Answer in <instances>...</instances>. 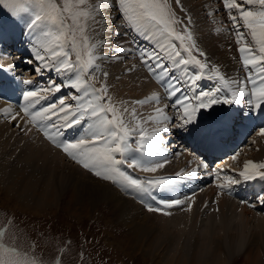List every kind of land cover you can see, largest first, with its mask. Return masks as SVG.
Instances as JSON below:
<instances>
[{"label": "snow or ice", "instance_id": "1", "mask_svg": "<svg viewBox=\"0 0 264 264\" xmlns=\"http://www.w3.org/2000/svg\"><path fill=\"white\" fill-rule=\"evenodd\" d=\"M174 3L181 12L185 11L180 0ZM222 3L235 30V42L246 73L243 80L230 81L219 68L210 67L206 59H202L206 54L196 46L188 27L191 17L185 22L177 16L169 0H0V6L23 23L21 34L29 37L27 45L31 53L26 63L34 65L33 74L55 73L60 79L57 83L50 78L47 87L24 91L21 111L4 108L3 115L11 121L22 120L23 126L15 125L22 131H31L28 125L35 126L74 163L100 180L120 185L129 194L171 184L169 178L146 176L141 179L123 169H137L143 173H157L163 169L168 163L164 153L171 144L166 138L169 133L182 132L212 139L226 131L230 121L251 119L258 111L264 113V0H222ZM249 5L258 8L252 10ZM101 21L115 36L121 35L118 28L127 26L123 35L135 31L143 40L151 42L149 48L137 46L129 48L128 53L138 54L149 75L164 88L163 98L171 101L155 107L153 114L143 122L137 121L134 127H129L124 119L129 110L121 111L108 95V85L102 83L96 87L94 83L97 73L102 71L98 61H119L126 55L124 42L113 48L114 54H100L104 46L110 44L107 40L96 39ZM242 28L248 30L250 41ZM102 74L106 80L108 73ZM204 78L214 81L206 90L199 85ZM21 83L31 85L34 82L22 80ZM232 85L236 86L235 90ZM248 85H251L250 91L246 90ZM65 88L71 90L67 96H59L38 107L47 100V94L55 95ZM161 99L153 92L133 103L159 105ZM241 103L246 105L247 111L241 110L235 117L227 113L211 115L216 105ZM168 110L176 115L169 116ZM205 111L209 116L202 118ZM130 115L136 117L134 108ZM147 123L153 125L150 130L143 126ZM77 125L82 126L84 135L67 139L64 130ZM260 135H264V128ZM133 143L137 146L135 149ZM232 159L235 160L236 155ZM203 167L208 166L204 164ZM259 169H264V163L248 160L238 176L244 180L256 176L264 179V172ZM223 180L224 183L217 185L221 191L237 183L227 175ZM152 199L155 201L156 197ZM183 203L181 199L159 200L156 206L147 205V210L169 215L164 209ZM0 264H41V261L31 254V246L26 251L17 245L15 232L9 234L6 228H0ZM53 264H62L61 258L58 256Z\"/></svg>", "mask_w": 264, "mask_h": 264}, {"label": "bare ground", "instance_id": "2", "mask_svg": "<svg viewBox=\"0 0 264 264\" xmlns=\"http://www.w3.org/2000/svg\"><path fill=\"white\" fill-rule=\"evenodd\" d=\"M186 3L188 4L187 0H186ZM172 4H171V7L173 8ZM184 5H185V2H184ZM188 6H190L189 7L190 9L194 7L193 5H191V3L190 5H187V7ZM184 7H186V5ZM113 15H115L114 12H113ZM110 18L111 17H109V19ZM16 24L18 28L17 30L19 33V37H20L19 39H16L15 41L14 38L17 33H13L11 30H10L11 33L9 35L3 34L4 36L0 37V44H2L0 45V69H2L0 70V83H3L0 86V185H3L4 188L8 190L10 194H14L13 192L17 191L16 188L19 187L20 185L19 183L23 179L27 177L35 178L38 184H40V188L36 189V187H34L33 188L34 190L31 193L28 188L24 187L23 196L21 195L24 200L26 199L35 200L34 198L36 199L42 198L38 200L42 204L45 205V204H48V200H47L49 198L48 196H53V195L56 196L59 193V195H62L66 199L65 201L67 203V208L69 210L72 209V206L78 207L77 208L78 214L81 217L95 216L94 213L97 211V209H100L99 207L101 205H103L102 207L103 210L111 211V214H113L114 217H116L117 214L121 216L122 220H119V221H121L122 225L127 227L132 233V236H130L128 243H133V240H134V244L140 243L142 241L144 243L146 242L153 243L155 245L161 244L162 250H161L160 255H166V254L167 255H177L176 258L174 259V264L176 263L180 264L184 262L185 258L183 255L185 256L191 255L190 258L194 264H195V260H197V257L200 259V263H204V262L208 263V260L214 259L213 257L215 255H220L221 258H222L221 254L233 256L237 252L235 246L239 245V243L241 242L242 243L245 242V241L243 242V240L241 239V236L242 235L246 236L245 234H243L246 230H247L246 233L248 232L250 233V237H249L250 239L246 240V242L248 241L247 244L255 245L254 248L256 249L260 247L258 243L259 238L257 237L254 231H257L260 237L262 238L264 237V215L261 213L262 208H259L260 206H262L263 203L259 205H255V207H251L249 209L242 202H241L242 204H240L239 202H236L234 204V202L237 201V198L239 196L242 199V197H248L251 195L252 197H254L255 195H258L260 197V200L258 201H261V198L264 197V179H261L259 176H256L255 178L249 179V180H244L242 178V181L240 183L244 184V182L247 183L248 181H250L251 185H246L247 187L246 186L243 187V184L241 185V184L236 183L237 184L236 186L239 188V190L238 192L236 191V193L230 192L232 196L231 198L228 197L229 191H230L229 189L224 191L223 193V191H221L217 187V185L220 184L221 182H218L212 188L211 187L206 188L203 194H199L200 188H198L199 191L195 189L194 179L190 177H188L187 179L186 178L182 179L179 176H178L179 178L177 177V179H174L173 177H176L177 175V171H174V170H173L174 172L170 174H166L168 172V169H170L171 171L172 167L170 165H173V161L176 163L178 162L176 161L177 159L175 158L174 160H171L169 158L170 156L173 157L175 149L179 145L177 144V142L175 143L176 141L175 138L169 139L171 137H175V134L171 133L174 136H170V137L168 136L169 138L167 139H169L170 141L173 140L172 141L173 143L171 142L172 144H170L172 148L169 147V148H166L165 150L164 155L167 157L168 163L165 165L163 169L159 170L157 173H143L137 169H128L124 167L123 170L125 172H128L135 177H140V178L141 177L144 178L146 176L147 177H163V178H169L172 180L171 184H168V185H165L159 188H151L152 192L144 193V194L143 192H138V194L141 196L140 198L141 200H143L142 196L144 195L148 197L143 200V202L147 201V203L146 204L142 203L141 200H139L140 201L139 205L138 204L133 205L129 200L125 199L124 196L123 197L120 196L121 194L119 192L120 185H118V190H117L116 188L111 186L110 183H107L103 180L101 181L98 179H94L96 177H92L91 176L92 174L90 172H87L86 170L84 171V169H81L75 166L76 164L75 165L71 164L70 161L71 162L73 161L70 158H68L62 150L54 147L48 140H46L43 136V133L40 132L35 126L28 125L27 127L31 128V131L25 132L21 130V127L15 126L16 124H20L21 126H23L24 122L22 120L11 121L9 120L8 117L4 116L2 113V110L4 108H11L13 109L14 112H20L21 106L19 107L18 103H22V104L24 103L22 99V93L26 90L36 88V86L33 84L26 85V84L21 83V81L16 82V83L14 82V76L18 75L14 67H17L18 65L20 66L23 64V63H20L22 61L19 62V59L22 56H24L19 51V49L21 48L25 49L27 46V41L29 39L26 33L21 34L23 23H21V21H17ZM0 25L2 24L0 23ZM7 25H8V22H5V25L3 24V27L1 26L0 29L2 28L5 29ZM216 30L219 31V29L215 28L213 29L212 34L206 35V37L204 36L206 34L205 33L203 35L204 37L202 36L203 37L202 39H203V42L206 45H208L210 48L214 46L215 48L222 49L224 48L222 46L226 43V40H227L225 38L226 35H224L223 31H220L218 32V35L221 33L222 37H219L217 36L215 32ZM99 33H102V38H99L98 36H96V39L100 42H103L105 40L109 41L110 42L109 48L115 47L116 45L120 44L122 41L123 42L125 41L120 38L121 37L120 35H119L120 37L115 36L111 32H109L108 28L103 25V21H101V27H100ZM194 40L197 41L198 43L197 45L200 44L198 41L199 39H197L196 32H195ZM217 42H221L220 43L221 45L217 44ZM206 45L200 46L199 49L203 50L204 47H207ZM126 49L128 48L125 47V50ZM27 51L30 52V50H27ZM127 54H128V51L126 50V55ZM225 57H222V58H225ZM134 59L135 58L132 55L131 60H133V62H131L130 60V61H127L126 64L121 65V66H118V65L114 66L113 64L110 70H108L106 67H104V69L101 68L102 69L101 72H107L108 77L105 80L104 76L100 77L101 72H98L97 80H99L101 83H106L107 85H111L113 82L116 83L112 89H109L108 92L111 93L115 98H117L119 102L121 101L122 104L126 105V107H123L122 109L127 108L130 111L134 108L136 111V114L140 115L143 120H146L149 115L153 114L154 108L162 107L163 105H165L164 102L161 100L159 105L150 103L151 106L149 104L140 106V105L133 103L134 100L143 95L149 96L153 92H156L161 96V92L164 93V90L162 89V86L159 83H157L154 78L149 76V74H146L147 75L146 76L144 73H142L143 71L141 72V70H138L139 68H137L136 62ZM216 63L222 64L220 65L221 67L231 68L230 66L231 64L223 66L222 61H220V57L217 59ZM235 64L238 65L236 62ZM5 69H8V70H5ZM11 69H13L12 70L14 71L13 73L10 72ZM129 69H132L130 73L128 72L129 74L128 73L124 74L125 75L124 78L123 77L121 78L122 76L121 72L124 70L128 71ZM236 70L237 69H233V70L230 69L227 72V74L229 73L237 74ZM224 76L226 77V75ZM24 80H29V79L25 78ZM235 80H237V77ZM137 90L145 92V93L142 94L138 92ZM17 91L19 92L17 93ZM122 94L124 95L121 96ZM55 98H57V96ZM54 99H52L51 101H53ZM127 99H131L132 101L127 102ZM47 103H50V101L45 100L38 107H42L43 104H47ZM241 104L243 105V103ZM236 105L240 106V104H236ZM150 109L152 110L149 111ZM243 110H246V109H243ZM227 112H229V109L228 111L225 110L224 114ZM207 113L209 112L207 111L206 114L205 113L204 114L207 115ZM204 114H202V116ZM172 115L175 116L176 113L173 112ZM231 115L232 114H230V116ZM124 116H127L129 120L130 113L124 114ZM256 117L257 118L251 119V122H253L254 125L256 124L255 123L256 121H258V123L262 122L264 118V113H261L258 111ZM144 125H145V128H148L149 130L153 127L151 123L143 124V126ZM134 126L135 124H131L129 127H134ZM243 129H248V126ZM243 129L241 130L243 131ZM226 132H228V130L224 131V134L222 136L225 135L227 137L228 135H226ZM81 135H84L83 128L81 125H77L73 128L64 130V136L67 139L78 138ZM182 137L183 138L180 142L186 141L188 144L195 145V147H197L200 151L201 149L202 151H206L208 158H213L214 156H212V154L213 155L218 154L219 156L222 157L223 156L222 151L225 148H227L226 144H225V148H223L224 144L220 145L218 139H217L218 141V145H217L216 144L217 141L214 142L212 139L202 140L201 136L199 135H196V136L183 135ZM260 142L261 143L259 144L254 143L253 146L251 147V148H255L256 150V152L253 151V154L255 155L259 154L258 156H255L256 158L258 157V159L256 160V158L255 159L254 158L252 159L251 157L249 158V155H251V152H252L250 150V153L248 156L245 155V157H241L240 159L242 160L243 165H244V162L248 160H251L254 163H264V135L260 137ZM245 143H243L241 146L239 145L240 146L239 148H241L239 150H242L244 148L243 145ZM248 143L249 142H247V144ZM132 147L133 149H135L137 146L133 143ZM226 153H228L229 156H231L230 160L226 162H222V163L218 162V165L221 166V170L225 169L228 172H231V171L234 172L235 165L233 164H234V161H236V159H238L239 157H236L235 160L231 161L232 156H233V149H230ZM180 157L181 158L178 159L180 160L179 162H186L187 164H189L187 166H190L189 168L192 167L191 169L194 170L193 168L194 165L193 163H189L190 162L189 156L187 155L186 152L183 156H180ZM215 157H216L215 159L221 158L217 156ZM238 162H237V165H240V166H235V167L242 169L243 165H241V163L239 164ZM182 166L187 167L185 164ZM258 171L264 172V169H259ZM206 172H205V175L203 176H200L199 175L200 173H198V175L203 179V181L204 179L207 180L210 178ZM203 173H201V175ZM175 180L176 181L181 180V185L179 187L177 186V183L175 182ZM197 181H200V180H197ZM31 184L30 185L26 184L25 186L30 187ZM184 184H188L189 186H184ZM122 190L124 191L123 188ZM218 191H221L223 195ZM35 193H37L38 195L36 196ZM213 195L217 197H220V196L222 197L216 200L217 201L216 207L218 208V211L215 214H213L214 211H212V216H211L210 214L205 213L203 209H201L202 205L199 204L198 200L203 199V204H205L206 206L212 200ZM153 196L156 197L155 201L152 199ZM185 197H189V199H185ZM172 199H181V200H184V203L181 206H174L169 209H164V211H167L170 213L169 215H164L163 212H150L148 210L142 209L143 207L147 208V205L156 206L159 200H172ZM49 201H51V197ZM18 202H21V201L18 200ZM21 203L22 205H24L23 202ZM189 204H191V210H188ZM160 207L163 208L162 205H160ZM246 216H249V218H246ZM124 218H127V219H124ZM137 219H140L141 223L136 227V229H135V226L129 227L128 225L129 222L137 220ZM198 222H199V225L197 224ZM250 222L253 223L254 225L250 224ZM155 224H156L157 230L154 227ZM196 224L198 226H196ZM250 225L253 227H251ZM136 246L138 247L137 250L142 249L139 245H136ZM223 246L225 247L224 249H223ZM213 248H216V250H214ZM143 249H147V247H143ZM206 255H211V256L207 258ZM248 255H252L250 253L249 247L247 249V254L245 253V256H247L248 261L249 260L252 261V259L248 258Z\"/></svg>", "mask_w": 264, "mask_h": 264}, {"label": "rangeland", "instance_id": "3", "mask_svg": "<svg viewBox=\"0 0 264 264\" xmlns=\"http://www.w3.org/2000/svg\"><path fill=\"white\" fill-rule=\"evenodd\" d=\"M187 1H188V4L186 3V0H180V4L181 5L183 4L182 6H183V9L185 10L183 12L180 11L179 6L174 3V0H172V1L170 0L169 2H171V4L173 3L172 4L173 10L176 12L177 16L184 18L185 22H187L188 17H191V23L188 25V27H189L190 31L192 32L193 38H195V32H196L197 39H199L198 41L201 44V45L200 44L197 45L198 43H197V41H195L196 46L198 48H200V46L206 45L203 42L202 38L204 36L206 37V35H209V34L211 35L213 32V29H215V28L219 29V31H217V30L215 31L217 36L222 37L221 33L218 35V32H220V31H223L224 35H226V37H225L227 39L226 43L222 46L224 48H222V49L221 48H215L214 46L210 48L208 45H206L207 47H204V49L202 48L203 50H201V51H203L207 56L202 58V59H206V61L210 67L215 66V67L219 68L221 74L226 75V77L229 80L230 79L235 80L236 77H237V80H243L246 76V73L242 68V64L240 61V54L238 52V45L235 42L236 41L235 30L232 28V24L229 21L227 11L224 9V5L222 3V0H187ZM184 2H185L186 7H187V5H190V3L194 7H192L190 9L189 8L190 6H188L186 8V7H184L185 6ZM174 4H175V6H174ZM248 7L251 8L252 10H257V8H258L257 5H249ZM10 19L12 21L15 20L16 23H17V21H19L18 19L13 18L10 15V13L7 11L6 8H4L3 6H0V23L2 24V25H0V27L1 26L3 27V24L5 25V22H8ZM17 29L18 28L14 29L13 26L11 27V25H9V23H8V25L5 27V29L4 28L0 29V37L4 36L5 34L9 35L12 31L13 33H17L15 38H14L16 41V39L20 38ZM126 29H127V26H124L122 28L117 29L121 33V35H120L121 37L120 36L119 37L121 39L125 40L124 41L125 47H127L128 49L129 48L135 49L137 47V45L140 46L141 48H149L150 47L151 42L143 40V38L141 36H138V34L135 31H131L128 33L127 36H125V35L123 36L122 34L126 31ZM14 30H15V32H14ZM4 31H5V33H4ZM241 31L244 32L246 36H248V39L250 41L251 37H250L248 30L246 28H242ZM135 35H136V37H135ZM98 37L102 38V33H99ZM22 42H24V41H22ZM220 43L221 42H217V44H220ZM133 44H135L136 47ZM0 45H2V44H0ZM109 47H110V45L106 44L100 52V53H102L101 55H103L104 53L114 54L113 49H111L114 47H111V48H109ZM128 49H126V50L128 51ZM219 49H221V50H219ZM27 50H29L28 45L26 46L25 49L24 48L19 49V51L24 55L19 59V62L22 61L20 63H23V64L20 66L18 65L19 67L18 66L14 67L16 69V72L18 73L17 76H19L20 81L27 78L29 80H32L34 82L33 85H35L36 87L37 86L47 87V83H48L50 78L55 79L56 82L59 83L60 79L56 78L55 73H50V74L45 73L44 75L39 76V77H37V75L33 74L32 68L34 67V65H29L26 63V61L31 57V53ZM206 50H207V52H206ZM218 50H219L220 54H219ZM111 51H112V53H111ZM212 54L214 57L212 56ZM127 55L124 56V58L122 60H119V61L104 60V61H98V62L100 64L101 68L104 69V67H106L108 70H110L112 68L111 66H113V64H114V66L115 65L121 66V65L126 64L127 61L131 60V57L133 55L135 58L134 60L136 62V66H137V68H139L138 70H141V72L143 71L142 73H144L146 75V73L144 72L146 70V68L140 63V60L137 57L138 54H136V56H135V52H133L132 54L128 53ZM220 55H222V56H220ZM225 55H226V57H225ZM219 57H220V61H222V63H223V66L231 64L230 65L231 68L221 67L220 65H222V64H217L216 61ZM222 57H225V58H222ZM131 62H133V60H131ZM235 62L238 65H236ZM122 68H124V67H122ZM230 69L231 70L237 69L238 70V71L236 70L237 74H230V73L227 74V72ZM5 70H8V69H5ZM12 70L13 69H11V71H10L11 73L14 72ZM124 71H126V70H124ZM124 71L121 72V75H122L121 78L122 77L124 78V76H125L124 74H126L128 72L130 73L129 70L126 72H124ZM102 73L103 72H101L100 77L103 76ZM179 74L180 73L177 72V75H179ZM232 80H230V81H232ZM20 81H15V76H14V82L15 83L20 82ZM94 83H95L96 87H99L100 84H102L99 80H97V82L94 81ZM2 84L3 83H0V86ZM115 84L116 83L113 82L111 85H108V88L112 89ZM213 84H214V81H210L207 78H204L199 82L200 88L203 90H206V89L212 87ZM235 87H236L235 85H232L233 90H235ZM250 88H251V85H248V88L246 90H250ZM162 89L164 90L163 87H162ZM70 91H71L70 89L65 88L60 93H56L55 95H52L51 93H49V94H47V97H48L47 100H49L51 103L52 102L51 100L54 99L56 96L57 97L67 96ZM137 91L142 93V94L145 93V92H142L139 90H137ZM108 95L112 98V101L116 104V106L121 109V111L123 110L122 109L123 107H126V105L122 104L121 101L119 102V100H117V98H115L111 93L108 92ZM123 95L124 94H122L121 96H123ZM164 95L165 94L163 92H161V98H162L161 100L164 102V104H170L171 101L164 99L163 98ZM145 97H147V96L143 95V96L138 97L137 99L134 98L135 99L134 101L143 100V98H145ZM131 101H132L131 99H127V102H131ZM21 105H22V103L19 104V107ZM149 105H150V103H149ZM241 105L242 104H240V106L231 105V106H226V107H225V105H216L214 107V109L212 110L211 115L221 116V115H224L225 110L228 111V109H229V112H227V114L228 115L232 114L231 116L235 117L241 112L240 110L246 109L243 111H247L246 105L244 103L242 106ZM151 110L152 109H150L149 111H151ZM131 111L132 110H130L128 113H131ZM169 111H167V114L169 116H173L172 115L173 111H171V110H169ZM206 112L207 111H205L204 113L206 114ZM125 114H127V113H125ZM205 114L202 116V118H207V116H209V113H207V115H205ZM256 114H257V112L253 113L252 117H254ZM124 119H125V122L128 123V126H130L131 124H135L137 121H141V122L144 121L142 119V117L140 115H137V114H136L135 118H133L130 115L129 120H128L127 116H124ZM242 120L248 121L249 119H240V120L229 122L232 127L229 126V128H227V130H228V132H226V135H228L227 138L225 135L222 136L224 134V132L222 135L218 134L216 136L220 145L226 144L227 147H229L230 149H233V155L235 153L236 157H239L238 159H236V161H234L233 165H235V166H240V165H237L238 161H239L238 162L239 164L241 163V165H243L242 160H240V159H241V157H245V155L248 156L250 153V150L252 152H251V155H249V158L251 157L252 159L253 158L255 159L256 158L255 156L259 155V154H256V155L253 154V151L256 152V150H255V148H251V147L253 146L254 143H258V144L261 143L260 137L262 135H260V130H261V128H264V121H263L262 124L259 126H255V127L249 128V129L244 130V131H239L238 127L242 128L245 125L244 124L245 122ZM247 123L251 124L253 122H251V120H250ZM232 124H234V125H232ZM144 127H145V125H144ZM236 129H238V130H236ZM236 131H237V133L242 132V135L245 134L243 136V138L241 135L238 136ZM245 132H247V133H245ZM174 134H175V137L169 138L170 136H174L173 134L170 133V135L167 134L166 138H169V139L175 138V140H176L175 143L177 142V144H179L178 147L175 149V152L173 151L174 152L173 157L172 156L169 157L171 160H174V158L177 159L176 161H178V162L176 163L173 161V165H170L172 167L171 171H170V169H168V172L166 174H170L174 171H177V174H179V175H176V177H173L174 179H177L178 176L181 177L182 179H184V178L187 179L188 177L194 179L195 189L197 191H199L198 188H200L199 194H203L204 190L206 188H209V187L212 188L218 182L224 183L220 179H219L220 181H218V179L214 177L216 175L220 176L219 178L224 177L225 175L231 176L234 179H237V177H238L237 183L241 184V185L243 184V183H240L242 181V177L238 176V173L241 172L243 168L240 169V168H237L234 166V168H235L234 172L231 171V172H229L230 173L229 174V173H226L225 171L221 170V166L218 165V162L222 163V162H226V161L230 160L231 156H229V154L226 153L230 149H226L224 151V154L222 157L217 156V157H221V158H219L220 160L218 158L217 159L212 158V159L207 161L206 157H205L206 154L203 153L202 151H200L193 144H188L186 141L180 142L183 138L182 136L183 135L186 136V134H184L182 132H175ZM176 135H177V137H176ZM193 136H196V135H193ZM216 137L212 138V140L214 142L217 141V139H215ZM201 139L203 140V138H201ZM238 139H240V143L238 144L240 146L246 142L243 145L244 148L242 150H239V149H241V148H239L240 146L235 147ZM204 140H206V139H204ZM207 140H211V139H207ZM218 141L216 142L217 145H218ZM232 142H235V143H232ZM247 142H249V143L247 144ZM177 144H175V145H177ZM248 146H249V148H248ZM168 147H172V146L169 145ZM187 149H189V150H187ZM185 152L189 156V161H190L189 163H193V165H194L193 168L195 171L193 169H191L192 167L189 168L190 166H187L189 164H187L186 162H179L180 160H178V159H180L181 158L180 156H183L185 154ZM203 154H205V155H203ZM257 159H258V157L256 158V160ZM231 161H233V159H231ZM70 163L74 164V165L76 164V163L71 162V161H70ZM203 163L207 164L208 167L206 169L203 167V165H204ZM184 164L187 167H183L182 165H184ZM75 166H77L81 169H84L78 164H76ZM195 167H196V169H195ZM200 168H201V170H200ZM185 169H187V170H185ZM84 171H85V169H84ZM205 172L206 173H213V174L210 175L211 176L210 179H207V180L204 179V181H203V179L200 176L205 175ZM198 173H200L199 174L200 176L198 175ZM201 173H203V174L201 175ZM147 175H149V174H147ZM91 176L95 177L94 175H91ZM138 178H140V177H138ZM94 179H98V178L96 177ZM195 179L200 180V181H197ZM23 180H24V182H23ZM23 180L19 183L20 184L19 187L16 188L17 191L13 192L14 194H10L8 192V190H6L4 188L3 185H0V228H6L7 232L9 234L15 232L16 233V243L21 249L27 251V250H29V248L31 246V254L33 256H35L36 258H38L41 261V264H53V261L58 256L60 258H62L61 259L62 264H174V259L176 258L177 255H167V254L166 255H160L161 250H162L161 244L155 245L153 243H147V242L144 243L143 241L140 243L134 244V240H133V243H128L130 236H132V233L130 232V230L127 227L122 225L121 221H119V220H122L121 216L119 214H117V216L114 217L113 214H111V211L103 210V208H102L103 205H101L99 207L100 209H97V211L94 213L95 216H83V217H81L78 214V209H77L78 207L72 206V209L69 210L67 208V203L65 201L66 199L62 195H59V193L56 196L55 195L48 196L49 197L47 199L48 204H45V205L42 204L38 200V199H42V198H38V199L34 198L35 200L30 199L31 201L26 199L27 200L26 201L22 197L23 192H24L23 191L24 187L28 188L29 191L32 193V191L34 190L33 189L34 187H36V189L40 188V184H38V182L35 178L27 177ZM98 180H100V179H98ZM105 182L110 183L111 186H113L114 188H116L118 190V185H114L109 181H105ZM173 182H174V180H173ZM175 182L177 183L178 187L181 185V180H178V181L175 180ZM31 183H33V184H31ZM26 184L27 185L31 184V186L30 187L25 186ZM245 186H246V182H244V184H243V187H245ZM43 187H44V185H43ZM230 187H231V185H230ZM151 190L152 189H149L148 192H143V194L152 192ZM119 192L121 193L120 196H122V197L124 196V198L129 200L133 205H136V204L139 205V202H140L139 200H141L140 199L141 196L138 194V192L133 191L129 195V193L126 192L125 190L123 191L120 186H119ZM218 192H220L223 195V193L221 191H218ZM35 195L37 196L38 194L35 193ZM144 196H142L143 200L145 198H148L147 196H145V197ZM214 196L215 195L212 196L213 201L211 200L209 202V204H207L206 206H205V204H203V199L198 200L199 204L202 205L201 209H203V211H205V213L210 214L211 216H212V211H214L213 214H215L218 211V208L216 207V202H217L216 200L222 197V196H220V197H217V196L214 197ZM50 197H51V201H49ZM254 197H256L255 201L253 200V197L251 199V200H253V202H255V204L253 206H247L246 205L248 200L251 198V196H249L248 198H242V199L239 198L238 201L234 202V204L236 202H239L240 204L245 203V205L248 209L251 207H255V205L262 204L261 201H258V200H260V197L258 195H255ZM18 200L23 202L24 205H26V206L22 205V203L18 202ZM143 200H141V202L146 204L147 201L143 202ZM31 205H33V206H31ZM40 206H42V207H40ZM259 208H262L261 213L264 215V203ZM142 209L147 210V208H144V207ZM246 218H249V216H246ZM124 219H127V218H124ZM13 220H14V225L12 224ZM107 222H109V223H107ZM140 223H141V220L137 219V220L129 222L128 225H129V227L135 226V229H136V227ZM197 224L199 225V222ZM197 224H196V226H198ZM250 224H253V223L250 222ZM154 227L157 230L156 224ZM251 227H253V226H251ZM246 232H247V230L243 233L246 236L242 235L244 239L241 236V239L243 240V242L245 241L244 242L245 244L241 242V243H239V245L235 246L236 250H237L235 255H233V256L229 255L228 256V255L221 254L222 258L220 257V255H215L213 257L214 259L208 260V263H205V262L200 263V259L197 257V260H195V264H197V263L198 264H264V237L263 238L260 237L259 234L257 233V231H254L256 233L257 237L259 238L258 243L260 245V247L256 249V248H254L255 245L247 244L248 241L246 242V240L250 239L249 238L250 233L249 232L246 233ZM237 242H238V240H237ZM136 245H139L142 249L137 250L138 247ZM143 247H147V249H143ZM248 247L250 248V253L252 254V255H248V258L252 259V261H250V260L248 261L247 256H245V253L247 254ZM224 248L225 247L223 246V249ZM213 249L216 250V248H213ZM79 255H81V257H83V258H86L84 263H83V260L81 262H79V260H78L79 258L76 260L77 256H79ZM183 256L185 258V261L180 263V264H194L191 261V258H190L191 255H186V256L183 255ZM206 256H207V258H209L211 255H206ZM219 259H221V260H219ZM224 259H225V261H224ZM209 261H210V263H209ZM222 262H224V263H222ZM176 264H178V263H176Z\"/></svg>", "mask_w": 264, "mask_h": 264}, {"label": "flooded vegetation", "instance_id": "4", "mask_svg": "<svg viewBox=\"0 0 264 264\" xmlns=\"http://www.w3.org/2000/svg\"><path fill=\"white\" fill-rule=\"evenodd\" d=\"M79 258V259H78ZM62 259V258H61ZM79 260V262H81L82 260H83V263L85 262V259L86 258H83V257H81V255H79V256H77V258H76V260Z\"/></svg>", "mask_w": 264, "mask_h": 264}]
</instances>
